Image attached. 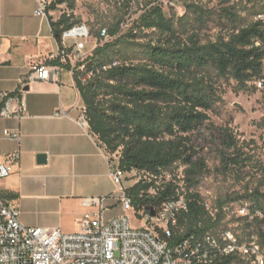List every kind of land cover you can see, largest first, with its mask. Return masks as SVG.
<instances>
[{
    "label": "trees",
    "instance_id": "obj_1",
    "mask_svg": "<svg viewBox=\"0 0 264 264\" xmlns=\"http://www.w3.org/2000/svg\"><path fill=\"white\" fill-rule=\"evenodd\" d=\"M130 1V0H129ZM62 4L75 8V0H52L49 13ZM230 6L224 9L232 24L229 32L216 40L204 41L199 31L188 29L179 18H168L160 0H150L133 25L123 32V19L108 29L112 39L99 43L74 67L77 86L86 107L91 132L111 158L116 155L124 172H144L149 177L127 187L136 212H158L171 199L184 196L188 208L179 219V229L170 239L176 243L183 236L200 235L224 225V204L218 211L207 209L197 192H185L177 179L162 180L163 172L180 163L186 166L185 178L197 186L207 168L190 133L210 123L209 111L221 99L217 78L234 79L239 90H248L250 82L264 80V21L241 24L239 14ZM196 20L202 23L207 12L197 7ZM54 36L64 49L63 32L80 20L64 12L54 19L49 14ZM159 33L136 50L137 36ZM98 41L103 37L94 31ZM133 39V40H132ZM70 67V60L65 63ZM92 75L85 81L82 76ZM221 167L225 172H241L254 160L231 127L218 129ZM160 180V181H159ZM236 198H250L263 209L264 192L255 188ZM264 218L246 223L257 226L264 245ZM246 228L244 231L246 232ZM246 229V230H245Z\"/></svg>",
    "mask_w": 264,
    "mask_h": 264
},
{
    "label": "crops",
    "instance_id": "obj_2",
    "mask_svg": "<svg viewBox=\"0 0 264 264\" xmlns=\"http://www.w3.org/2000/svg\"><path fill=\"white\" fill-rule=\"evenodd\" d=\"M37 7L38 0H0V92L17 91L35 64L51 62L60 51L49 15L36 16ZM52 63L60 65L53 80L26 86V115L0 118V162L19 153L13 172L0 179V190L19 209L25 226L73 233L81 229L85 213L100 209L84 207L85 198L104 199L103 215L111 219L117 215L108 210L122 191L109 174L107 153L90 128L78 122L85 102L74 64ZM61 109L68 115L58 117ZM16 132L18 140L12 136ZM39 154L47 155L45 163H38Z\"/></svg>",
    "mask_w": 264,
    "mask_h": 264
},
{
    "label": "built area",
    "instance_id": "obj_3",
    "mask_svg": "<svg viewBox=\"0 0 264 264\" xmlns=\"http://www.w3.org/2000/svg\"><path fill=\"white\" fill-rule=\"evenodd\" d=\"M52 0H38L35 15H49ZM108 38L107 29L101 32ZM90 37L86 25H75L63 32L64 49L51 57V62L37 63L32 71L21 80L19 89L13 93L0 92V118L26 115L24 100L26 86L35 81H51L60 70L53 60H70L74 67L83 61L86 39ZM73 41L72 44H68ZM0 39V53H1ZM1 62V61H0ZM85 67L77 66V71ZM92 75L82 76L86 80ZM58 117L67 116L61 109ZM78 122L89 127L86 107L82 108ZM15 139L19 134L13 133ZM109 157V156H108ZM19 153L11 154L8 160L0 162V179L8 177L14 170ZM109 174L121 186L119 197L124 214L105 219L104 199L85 198L83 206H99L98 212H87L81 220V229L67 233L60 228L27 227L20 221V211L8 203L0 190V264H264V245L255 230H239L236 227L220 226L202 235L191 233L176 243L170 239L179 229L181 212L188 208L184 196L168 200L161 209L151 212H136L133 199L124 186L127 172L119 167L116 155L109 157ZM236 214L242 220L253 223L263 214L255 202L237 204ZM207 209L210 207L206 205ZM227 206V211L232 209ZM128 211H134L138 225H133Z\"/></svg>",
    "mask_w": 264,
    "mask_h": 264
},
{
    "label": "rangeland",
    "instance_id": "obj_4",
    "mask_svg": "<svg viewBox=\"0 0 264 264\" xmlns=\"http://www.w3.org/2000/svg\"><path fill=\"white\" fill-rule=\"evenodd\" d=\"M150 0H75V8L71 9L67 4H62L52 12L54 19L59 18L64 12L74 13L80 22L77 25H86L90 37L86 39V56L93 51V41L99 43L112 39L103 37L98 41L94 31L102 32L123 19V32L129 29L139 15L144 11L145 5ZM164 12L168 18H173L180 23L179 18L186 24L188 29L195 27L202 35L204 41L216 40L226 35L232 24L225 17L224 9L233 6L241 18V24H247L255 20L264 21V0H160ZM200 7L207 14L202 23L196 20L197 13L194 10ZM159 33L149 37L137 36L136 50L141 51L139 46L147 41H157ZM95 46V47H96ZM218 93L221 99L209 111L210 123L213 127L206 126L190 133L197 146L199 155L206 161L207 168L200 176L197 186H191L185 178L183 164H176L172 169L163 172L162 180L177 179L185 192H197L202 200L210 207L213 213L218 211V202L231 197L232 200L224 204V225L236 227L239 230L246 228L247 220H242L236 214L237 204L251 202L250 198H236L244 195L247 191L252 192L259 188L264 192V80L250 82L248 90H239L234 79L217 78ZM231 127L234 135L244 144L245 149L254 157L253 162L241 172H225L221 167L219 157L218 129ZM149 176L144 172L132 171L127 173L126 185H132ZM160 181V180H159ZM233 206L227 211V206ZM264 207V205H263ZM260 209V208H259ZM264 218V208L260 209ZM111 216L124 214L120 200L108 210ZM133 225H138L134 211H128ZM264 228V223L261 225ZM248 229V228H246ZM245 229V230H246ZM248 230H257L253 226ZM247 231V230H246Z\"/></svg>",
    "mask_w": 264,
    "mask_h": 264
},
{
    "label": "water",
    "instance_id": "obj_5",
    "mask_svg": "<svg viewBox=\"0 0 264 264\" xmlns=\"http://www.w3.org/2000/svg\"><path fill=\"white\" fill-rule=\"evenodd\" d=\"M38 163L42 164L47 161V155L46 154H39L37 157ZM152 215H155V211H152Z\"/></svg>",
    "mask_w": 264,
    "mask_h": 264
}]
</instances>
